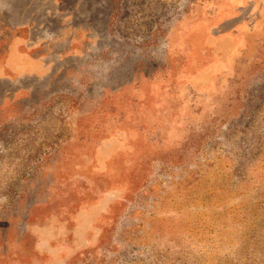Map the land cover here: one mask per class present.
<instances>
[{
  "label": "rangeland",
  "instance_id": "374dc122",
  "mask_svg": "<svg viewBox=\"0 0 264 264\" xmlns=\"http://www.w3.org/2000/svg\"><path fill=\"white\" fill-rule=\"evenodd\" d=\"M0 264H264V0H0Z\"/></svg>",
  "mask_w": 264,
  "mask_h": 264
}]
</instances>
